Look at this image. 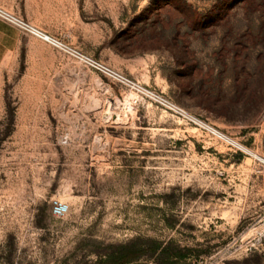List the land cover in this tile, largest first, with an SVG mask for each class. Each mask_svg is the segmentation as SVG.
Masks as SVG:
<instances>
[{
	"label": "rangeland",
	"instance_id": "obj_1",
	"mask_svg": "<svg viewBox=\"0 0 264 264\" xmlns=\"http://www.w3.org/2000/svg\"><path fill=\"white\" fill-rule=\"evenodd\" d=\"M44 6L0 3L250 154L22 34L0 57V264H99L123 245L147 249L131 264H264V0Z\"/></svg>",
	"mask_w": 264,
	"mask_h": 264
},
{
	"label": "built area",
	"instance_id": "obj_2",
	"mask_svg": "<svg viewBox=\"0 0 264 264\" xmlns=\"http://www.w3.org/2000/svg\"><path fill=\"white\" fill-rule=\"evenodd\" d=\"M0 20L14 26L24 35L36 38L48 44L53 49L71 59L76 64L89 70L95 71L112 82H116L120 85L126 86L132 93L134 99L147 100L150 103L161 107L165 111L169 112L170 115L180 120V122L192 126L208 141L219 144L233 153L240 152L249 154L246 151L248 148L245 147L240 141L229 136L214 125L192 115L184 108L176 105L162 93L146 88L138 82H134L128 79L120 71L109 66L105 62L83 52L64 39L49 35L47 32L39 29L20 16L9 12L2 7H0Z\"/></svg>",
	"mask_w": 264,
	"mask_h": 264
},
{
	"label": "crops",
	"instance_id": "obj_3",
	"mask_svg": "<svg viewBox=\"0 0 264 264\" xmlns=\"http://www.w3.org/2000/svg\"><path fill=\"white\" fill-rule=\"evenodd\" d=\"M46 0H0L2 4L15 3L18 7L15 9L24 14L28 18H38L31 15L28 10L24 8L26 4L33 3L34 10L39 13L46 11L44 3ZM26 13V14H25ZM41 17V15H39ZM22 33L14 26L0 20V57L9 52L12 48H17L22 40Z\"/></svg>",
	"mask_w": 264,
	"mask_h": 264
},
{
	"label": "trees",
	"instance_id": "obj_4",
	"mask_svg": "<svg viewBox=\"0 0 264 264\" xmlns=\"http://www.w3.org/2000/svg\"><path fill=\"white\" fill-rule=\"evenodd\" d=\"M152 254H157V256L169 255L171 249L168 246H162L160 242H152L151 247ZM147 253V249L137 250L135 246L132 245H123L117 250H112L109 253L105 254L103 258L99 259V264H131L138 261ZM171 255V254H170ZM173 257L180 259L185 257L184 253L177 251L173 254Z\"/></svg>",
	"mask_w": 264,
	"mask_h": 264
},
{
	"label": "bare ground",
	"instance_id": "obj_5",
	"mask_svg": "<svg viewBox=\"0 0 264 264\" xmlns=\"http://www.w3.org/2000/svg\"><path fill=\"white\" fill-rule=\"evenodd\" d=\"M246 151L250 154V150H249V149H247ZM251 155H252V154H251ZM253 155H254V154H253ZM256 159H257V158H256ZM258 159H259L260 162L262 161V163H264V158H260V157H259Z\"/></svg>",
	"mask_w": 264,
	"mask_h": 264
}]
</instances>
